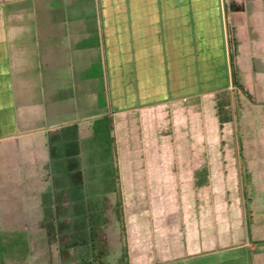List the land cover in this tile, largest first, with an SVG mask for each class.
Instances as JSON below:
<instances>
[{
    "label": "crops",
    "instance_id": "1",
    "mask_svg": "<svg viewBox=\"0 0 264 264\" xmlns=\"http://www.w3.org/2000/svg\"><path fill=\"white\" fill-rule=\"evenodd\" d=\"M256 63L263 67L255 69ZM248 70L251 78L242 79ZM246 82L262 84L256 95L264 94V0H0V178L17 182L28 171L39 174L52 159L53 144L69 146V132L103 149L100 138L90 137L98 125L108 133L114 174L99 172L93 179L83 177V168H64L63 177L77 180L74 188L33 184L32 199L25 200L32 206L28 224L65 223L69 234L99 241L96 256L105 264L118 258L121 264H264L262 249L247 250L252 244L240 212L245 194L230 183L244 173L263 179L264 139L233 140L230 121H224L219 144L214 134L203 144L210 156L200 159L202 170L199 160L190 163L192 176L207 173L208 179L180 193L173 188L171 204L161 151L166 138L152 132L161 123L155 113L160 117L165 105L224 96L235 87L244 94ZM150 137H157L150 146L158 150L142 156L141 141ZM184 139L176 141L178 162L189 147ZM216 146L224 147L222 153ZM123 151L130 162L141 155L144 175L130 183L117 166ZM150 163L157 168L149 171ZM179 171L184 179L187 173ZM12 188L0 194L9 196ZM92 198L98 210L114 214L109 223L86 227ZM167 215L175 217L174 232ZM173 250L181 253L162 255ZM152 254L163 261L150 262Z\"/></svg>",
    "mask_w": 264,
    "mask_h": 264
},
{
    "label": "rangeland",
    "instance_id": "2",
    "mask_svg": "<svg viewBox=\"0 0 264 264\" xmlns=\"http://www.w3.org/2000/svg\"><path fill=\"white\" fill-rule=\"evenodd\" d=\"M259 67L262 68L263 66H261L260 63L254 65L255 69H258ZM247 76L248 78H251L249 70L240 74V77L242 79L245 78V80L247 79ZM244 82L245 81L241 80L242 84H244ZM261 85L262 84L260 83L249 82L248 84V82H246L245 86L248 88L249 93L245 91L244 94L234 85V91L227 94L229 96L208 95L196 100L189 99L187 103L177 102L178 104L174 101L171 104H168V106L165 105L163 110H160V117L157 115L158 112L155 113L157 119L160 120L161 123L160 125L157 124L156 130L152 132H155L157 137L160 134L166 138V148L162 147L161 151L164 153V150H166V168L163 163V168H165V179L168 176V179H166L168 189H166V191L172 194L168 195V203L173 204L175 202L173 188L175 189V187H177V193H180L181 190L190 189L199 182H204L208 179L207 173L200 174L197 177L194 175V172L192 176L191 171L194 169L191 168L190 163L192 160L200 161V159L210 156V153H208L206 149L207 146L203 147V144L207 139H210L211 134L215 135L214 139H216V144H219L217 143V140H219L218 138L223 137L221 128L224 121L229 119L231 123H229L231 127V130H229V137L233 138V140L239 139L242 141L244 139H264V94L260 96V98L256 95V92L259 90L258 86ZM250 86L251 89H249ZM262 87L264 88V86ZM242 99L244 100L243 103ZM241 110L246 113V116H242L243 112L241 114ZM192 114L197 115L199 121H195ZM243 117L245 119H243ZM212 118L215 121L216 126L215 123L210 121ZM212 123L214 126H212ZM209 126H211V128ZM212 128H214V131H212ZM92 132L93 133L90 137L93 136L96 140L100 138L104 145L100 144L103 149L92 148L88 140L85 139L80 142L78 134L69 132V146H58L60 145L59 143L53 144L50 149L52 159L49 161V165L47 167L45 166L43 171H40L39 174H37V172L28 171L22 177L23 179L20 178L17 182L12 179L6 180L0 178V190L7 185H13L9 196L6 194H0V253L3 258V264H105V258H97L96 256L100 254L101 245L99 241H96L95 244H93L92 242H89L90 236L82 237L84 235L79 236L76 233L69 234V231L67 230L68 227L63 226L65 223L58 226H56L55 223L53 226L52 221L43 220L39 221V223H41L40 226H42L39 227L36 224H33V226L32 224H28L30 222L27 220L32 214V206L26 201L32 199L29 190L34 187L33 184L40 182L41 186L39 188L41 189L47 187L53 189L54 187L59 186L63 187L62 189H67L69 187L74 188L75 181L77 182V180L63 177L61 172L64 168L70 173L78 172L79 167L83 168V171H80L83 177L88 175L93 179L99 175V172H103L104 174H114L115 158H113L111 153L112 150H108L107 148V146H109L108 133L100 132L98 125ZM84 134L83 131H80V137ZM181 136L183 139V136H185L183 142L189 147L185 146L183 152H179L182 154V159L185 161L178 162L177 160L181 158L176 151L179 150L180 146H176V141ZM157 137H150L148 140L143 139L141 141L142 156L143 153L152 154V152L155 153L158 150V146H150L153 142L156 144L159 143ZM144 143L148 144L145 146ZM44 144L46 145V143ZM223 148V146H216V153L218 152V149L222 153L224 150ZM44 150L47 152L45 147ZM247 150L250 151V148ZM137 155L139 157L141 156L139 153ZM120 156L121 159L119 160V164L117 163V166L119 165V171L122 175L124 173L128 174V178H126L127 182L130 183L135 180L134 178L144 175L141 165L138 166L137 163V159H140L139 157H131L135 159L130 162V157L126 156L125 151H123ZM150 164V166L146 164L149 171H153L157 168L155 163ZM203 164L205 163L202 161L199 162V165L201 166L200 170L205 166ZM129 166L131 167V170L128 169ZM123 167L125 170H121ZM180 168H183V171L187 173V176L185 177L186 179L179 178L180 175L185 174L179 171ZM174 174L178 175V178H175ZM230 183L232 188L234 183L236 185L240 184L242 186V194H245L244 200L241 195L242 198L240 203L243 208L240 212L241 215L243 214L244 227L247 233L246 238L248 241H251L249 243L252 244V247L247 250L256 251L262 249V251H264V177L263 179H250L247 178L244 173L243 179H230ZM21 190H26V193L22 194L20 192ZM179 196L180 202L181 195L179 194ZM46 197L47 196L44 193V195L41 196V199H46ZM234 198H236V196L233 197V200H235ZM184 201L185 200L183 199V202ZM236 202L239 203V200H236ZM88 203L91 209L88 208L86 210L88 217V220H86V227H88V223H91L92 226L93 224L100 226V222L109 223L111 217L113 218L114 214L111 216L112 214L109 212L107 213L98 210L99 207L98 205H95L96 201L94 198H92L91 201H88ZM106 206L107 205H104L103 202V208ZM235 212L236 211H234V213ZM158 216L159 211L156 210L152 212L151 218L154 221V219H159ZM131 219L136 224L135 218ZM174 219L175 217L173 215H169L166 219L168 224H171L172 227L170 226V228H172L173 232L175 231ZM139 220H143V218H140ZM162 221H164V219ZM74 224L76 223H73V225ZM136 228L135 225L131 227V229L134 230ZM76 229L80 231L79 227ZM87 230L88 228H86V231ZM243 231L244 230L242 229V232ZM119 239L121 241L120 245L122 246L121 236ZM222 243L218 242V245L220 246ZM253 244H256L257 247ZM102 248L105 249L104 246ZM155 250H157L156 246ZM180 253V250H173L162 255L172 256ZM152 255L153 256L150 257L153 258L150 262L163 261L159 258L158 254ZM112 261L116 262V264H121L122 259L118 258ZM142 261H138V264H142Z\"/></svg>",
    "mask_w": 264,
    "mask_h": 264
},
{
    "label": "trees",
    "instance_id": "3",
    "mask_svg": "<svg viewBox=\"0 0 264 264\" xmlns=\"http://www.w3.org/2000/svg\"><path fill=\"white\" fill-rule=\"evenodd\" d=\"M3 258L1 257V253H0V264H3Z\"/></svg>",
    "mask_w": 264,
    "mask_h": 264
}]
</instances>
